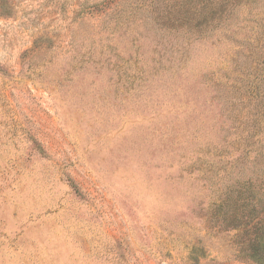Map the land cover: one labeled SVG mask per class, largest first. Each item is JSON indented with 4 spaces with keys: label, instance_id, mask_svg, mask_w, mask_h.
<instances>
[{
    "label": "rangeland",
    "instance_id": "obj_1",
    "mask_svg": "<svg viewBox=\"0 0 264 264\" xmlns=\"http://www.w3.org/2000/svg\"><path fill=\"white\" fill-rule=\"evenodd\" d=\"M205 12L0 0V264H257L264 0Z\"/></svg>",
    "mask_w": 264,
    "mask_h": 264
},
{
    "label": "trees",
    "instance_id": "obj_2",
    "mask_svg": "<svg viewBox=\"0 0 264 264\" xmlns=\"http://www.w3.org/2000/svg\"><path fill=\"white\" fill-rule=\"evenodd\" d=\"M247 1L251 0H206L204 17L213 26L214 22L227 20L233 9ZM252 228L253 236L248 238V257L257 264H264V221L257 217Z\"/></svg>",
    "mask_w": 264,
    "mask_h": 264
}]
</instances>
